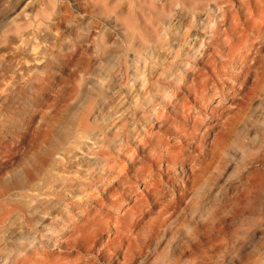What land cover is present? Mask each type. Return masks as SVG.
<instances>
[{"label":"clouds","instance_id":"obj_1","mask_svg":"<svg viewBox=\"0 0 264 264\" xmlns=\"http://www.w3.org/2000/svg\"><path fill=\"white\" fill-rule=\"evenodd\" d=\"M0 264H264V0H0Z\"/></svg>","mask_w":264,"mask_h":264},{"label":"rangeland","instance_id":"obj_2","mask_svg":"<svg viewBox=\"0 0 264 264\" xmlns=\"http://www.w3.org/2000/svg\"><path fill=\"white\" fill-rule=\"evenodd\" d=\"M207 71H208V72H211V71H213V69H212V68H207ZM203 72H204V69L201 70V73H202V74H203ZM198 82H199V78H197V83H198ZM113 194L115 195V193H113ZM163 210H164L163 207H161V208H160V211L163 212ZM125 227L128 228V229L130 230V226L126 225Z\"/></svg>","mask_w":264,"mask_h":264}]
</instances>
